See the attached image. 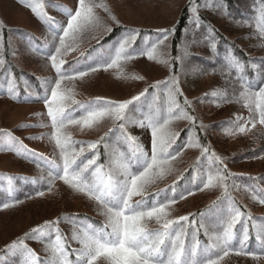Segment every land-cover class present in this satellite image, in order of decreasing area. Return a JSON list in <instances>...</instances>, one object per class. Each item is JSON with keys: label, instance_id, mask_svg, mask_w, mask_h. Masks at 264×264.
<instances>
[{"label": "trees", "instance_id": "obj_1", "mask_svg": "<svg viewBox=\"0 0 264 264\" xmlns=\"http://www.w3.org/2000/svg\"><path fill=\"white\" fill-rule=\"evenodd\" d=\"M12 1L26 7L28 0ZM88 2L97 3L96 0ZM208 2L210 4L205 8ZM63 3L42 0V11H30V15L39 27L60 32L58 27L62 26L54 25L55 13L48 8L59 9V16L69 13L68 9H63L67 5L73 12L70 2ZM212 5H215L212 9L219 14V19L225 20L224 24L220 25L208 16L207 10ZM78 14L79 11L71 17L76 19ZM111 21L112 18L102 10L92 13L80 30L74 31L77 35L71 36L69 42L65 41V46L56 51L54 47L50 51L41 48L43 40L36 30L0 21V97L16 104L38 106H44L55 97L61 105L55 107L52 102L51 113L44 106L43 122L21 121L17 127L37 129L48 125L59 131L88 119L91 110L105 100L97 98L98 94L75 93L69 89L67 81L82 72L104 67L121 55L137 54L159 36L157 29L140 28L136 39H126L123 44L122 35H130L134 28L120 23L105 30ZM242 26L248 30L245 32ZM168 31L171 33L170 61L174 71L178 72V66L186 65L190 73L212 74L218 88L216 104L233 103L245 111L249 109L251 119L263 122L260 133L247 136L246 142L250 144L246 149L237 151L231 162L227 159L229 165L257 159L264 164V103L261 104L264 101V0H188ZM20 37H23L22 43ZM251 41L259 45L246 46ZM23 46L35 54L30 64L24 61ZM184 50L187 55H181ZM160 82L164 89L157 87L154 91L140 93L114 113H104L112 115L99 118L101 127L97 129L96 137L101 135L93 146L86 140L92 137L91 134H77L74 139L56 141L59 159L30 149L17 135L12 136L11 131L0 129L3 140L0 155H10L21 162L24 169L0 168V210L33 207L35 201L48 200L47 205L59 211L63 207L59 199L65 190L57 186L62 183L83 194V201L87 199L82 210L63 209L57 216L41 220L33 232L34 240H18L19 251L2 259L0 264H27L31 258L32 264H86L87 259L83 260L68 229L60 222L78 229L86 239L90 237L96 250L123 243L137 250L146 245L143 250L147 256L145 264H209L215 259H223V262L227 256L236 258L237 264L239 257L258 256L254 252L262 250L264 238L254 229L255 214L234 198L231 187L240 185L256 198L264 199V170L260 177L253 171H220L223 177L220 194L203 205H190L191 200H198L212 186L209 178L213 173L206 174L205 168L196 160L182 167L177 174L172 173L174 169H166L191 150L187 145L191 127L188 124L179 128L175 121L178 109H188L190 103L171 77L162 78ZM61 85L65 87L61 89ZM71 93L78 98L69 101ZM257 93L263 95L258 103L255 102ZM211 125L221 128L219 123ZM139 129L148 133L135 135ZM170 137L173 139L169 140ZM253 138L259 140L258 146H252ZM201 158L204 161L208 156L200 155L198 161ZM98 171L114 181L111 193L105 197H100L94 188ZM137 172L141 177H150L143 181L140 194H133L127 181ZM134 196L135 199L128 202ZM229 202L232 208H227ZM44 204H37V207L42 210ZM93 204V210H90ZM124 207L127 209L123 210ZM163 208L174 211L157 217V223L146 225L143 218ZM115 210L123 215L135 214L146 227L128 229L127 233L138 234L136 237L122 236L120 225L119 229L112 226L111 212ZM217 212L218 217L215 216ZM167 214V218H162ZM40 229L45 232L41 233ZM227 232L242 239L226 237Z\"/></svg>", "mask_w": 264, "mask_h": 264}, {"label": "rangeland", "instance_id": "obj_2", "mask_svg": "<svg viewBox=\"0 0 264 264\" xmlns=\"http://www.w3.org/2000/svg\"><path fill=\"white\" fill-rule=\"evenodd\" d=\"M41 1L28 0L25 3L26 7H22L12 0H0V21L10 26L13 24L24 25L36 30L43 40L41 48L45 50L50 51L54 47L56 51L65 46V41L69 42L68 39H71V36L77 35L74 31L80 30L88 21L90 15L98 10H102V12L112 18L110 25L105 30L120 23L134 28L130 35H122L121 39L123 44L126 39H136L140 33V28L157 29L159 30V36L154 43L144 47V50L137 54L131 56L121 55L104 67L92 72H82L80 76L67 81V86L75 93L78 91L81 94L89 96L98 94L100 96L97 98H103L105 100V103H101V106L91 110V116L93 117L89 116L88 119L79 120L73 128L64 127L59 131L50 129L48 125H43L44 128L41 125L37 129H21L17 127L21 121L43 122L44 116H46L44 106L51 113L53 111L52 102L55 107H61V105L59 106V100L53 97V101L50 100L44 106H38L32 104H16L15 102L0 97V129L11 131L12 136L14 134L17 135L19 141L25 146H29L30 149H34L41 154L48 153L51 157L59 159L56 141L74 139L77 134H91L92 137H88L86 140L90 141L91 144L89 145L93 146L101 135L96 137L97 129L101 127L99 118L101 116L110 117L112 115L104 113H114L140 93L144 94L149 90L154 91L157 87L164 89L161 87V79L171 77L174 83L181 87L182 92L190 103L188 109H178L175 121L179 128L188 124L191 127L189 133L190 140H188L189 144H187L189 146L188 149L191 150L180 156L174 161V164H170L166 169L168 171L174 169L172 173L177 174L182 167L185 168L189 162L196 160V163H200L199 166L205 168V171H203L206 174L213 173L209 178L212 181V186L203 193L201 192V197L198 200H191L190 205L193 207L203 205L218 196L223 187V177L219 173H225L227 169L230 172L253 171L255 176L260 177V174L264 170V164H262L260 159H257L255 162L245 161L232 167L229 165L227 159L231 162L237 151L246 149L247 145L250 144L248 141L246 142V139H248L247 136L254 132H261L260 130L263 126L262 120L251 119L249 109L246 112L245 108L233 103L227 104L226 106L216 104L219 101L215 97L218 95V88L217 81L212 74L198 75L190 73L186 65L184 67L178 66V72L172 68L170 61L171 33L168 31V27L175 23L183 5L188 0H96L97 3L88 2V0H60L66 4L70 2L69 5L74 7L73 12L70 11V6L63 7L64 10L65 8L68 9L69 13L66 15L62 13L60 16L58 14L60 12L59 9L55 10L54 7L48 8L51 12L55 13L54 25L62 26V28L58 27L61 30L60 32H49L39 27L37 21L31 17L30 11L33 12L39 9L42 11L43 6H41ZM209 4L210 2L205 5V8ZM213 6L215 7V5H212L211 9L207 10L208 16L210 18L212 17L220 25L224 24L225 20L222 21L219 19L220 16L214 13ZM77 11H79L78 17L76 19L72 18ZM243 30L246 32L248 28L243 27ZM68 31L71 32L67 35ZM98 33L96 31V34ZM90 35H93V32ZM20 39L21 41L19 40V42L22 43L23 37H20ZM245 44L243 43V45ZM254 45L259 44L254 41L246 44L248 47H253ZM183 54L187 55V51L184 50L181 55ZM23 56L24 61L30 64L35 54L23 46ZM154 84L155 86H153ZM64 87L63 85L60 86L61 89ZM76 96L71 93L68 100L74 101ZM262 99V94H255V102L258 103ZM263 103L264 101H261L262 105ZM63 105H65L64 102ZM216 123L221 124V128L216 129L211 125ZM103 126L104 123L102 124V128ZM142 133L148 132L139 129L138 134L135 135L140 136ZM251 137H253V134ZM172 139L173 137L169 138V140ZM2 141L0 138V143ZM251 144L254 147L258 146L259 140L253 138L251 139ZM200 155H206L208 159L203 161L201 158L198 161ZM224 166H227V168H224ZM0 168L24 170L22 163L16 161L10 155H0ZM98 173L95 177L96 181L94 186L96 193L101 197L109 195L112 191L113 180L110 178L109 180L107 176L105 177L102 171H98ZM149 177V175H142L141 177L139 172L134 173L127 181L130 191L132 190L133 194L139 193L142 189L143 181L148 180ZM59 187L65 190V194L63 196L61 194V199H59L61 201L60 206H63L59 211H57L58 208L49 207L47 205L49 203L47 202L48 200L35 201L33 203L34 208L28 206L27 208L0 210V262L2 259L10 258L17 250L19 251L18 240L23 238L34 240L33 232L41 220L55 217L61 211H64L63 209L82 210L85 208L84 202L87 199L82 200L83 194H78V192L63 183L57 186V188ZM231 190H233L234 198H238L248 208L251 214H255L254 220L256 225L254 229L264 238V199L256 198L248 189H241L240 185L234 184ZM133 199H135V196L129 198L128 202ZM42 203H45L44 206H47V208H43V206L41 210L37 207V204ZM231 204V202L227 203V208H232ZM93 206L94 204L90 205V210H93ZM126 209V207L123 208V210ZM237 209L235 208L234 210ZM173 211V209L163 208L155 211L153 214L143 216V220L146 222V225L155 224L157 223L156 219H159L157 217ZM218 214L217 212L215 216L218 217ZM111 215L113 216V221L111 222H114L112 226L119 229L120 225V234L122 236L126 234L129 237H136L138 234L130 235L127 233L128 229L133 231L134 229L146 227L141 218L136 217L135 214L123 215L115 210L111 212ZM168 216L169 214L162 216V218H167ZM215 221H217V218H215ZM60 223L68 229L71 239L83 255V260L87 259L86 264H145L147 256L144 255L143 250L146 248V245H141L139 250H137L134 246L133 249L132 246L123 243L115 246L105 245L102 249L96 250L93 249V245L90 243V237L86 239L84 234L68 225L67 222ZM40 232L43 233L45 231L40 229ZM66 233L68 232L66 231ZM230 234L227 232L226 237L232 236L238 240L242 239L239 235ZM245 235L246 233H244ZM89 251L90 254L88 255L87 253ZM136 252L143 254L136 256L134 255ZM254 253L258 256L239 257L240 259L237 260V264H264V246L260 252L255 251ZM225 259L223 262V259L219 261L215 259L209 264H235L234 261L236 258L229 259V256H227ZM32 260L33 258L29 259L27 264H32Z\"/></svg>", "mask_w": 264, "mask_h": 264}]
</instances>
